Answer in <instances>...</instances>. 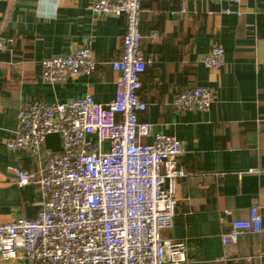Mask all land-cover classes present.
Here are the masks:
<instances>
[{"label":"crops","instance_id":"obj_1","mask_svg":"<svg viewBox=\"0 0 264 264\" xmlns=\"http://www.w3.org/2000/svg\"><path fill=\"white\" fill-rule=\"evenodd\" d=\"M142 5L146 70L139 96L147 110L138 118L152 125L153 135L175 137L185 150L178 159L186 175L176 187L174 227L163 238L186 243L185 264H264V0L241 5L142 0ZM125 30L124 18L95 14L90 0H0V39L13 40L0 52V224L36 217L42 201L39 187L20 188L9 168L39 172L50 153L63 149L56 135L47 137L36 156L8 148L20 104L55 105L85 96L111 103L117 78L111 63L122 57ZM216 46L225 50V64L207 68L203 59ZM81 47L90 48L97 62L91 75L41 81V61ZM200 86L213 90L212 107L178 112L175 99ZM153 135L141 142L152 144ZM255 205L262 232L241 235L233 258L226 259L222 235L232 220L247 219Z\"/></svg>","mask_w":264,"mask_h":264},{"label":"built area","instance_id":"obj_2","mask_svg":"<svg viewBox=\"0 0 264 264\" xmlns=\"http://www.w3.org/2000/svg\"><path fill=\"white\" fill-rule=\"evenodd\" d=\"M90 1L95 14L126 22L122 57L111 63L117 74L115 99L107 105L92 96L55 105L20 104L16 136L8 148L28 149L36 156L47 137L56 135L63 149L50 153L39 172L9 168L20 188L38 186L42 201L36 217L0 224V264H185L186 243L163 238L174 227L176 187L186 175L178 163L184 146L175 137L153 135L152 125L138 118L147 110L139 96L146 70L141 54L142 0ZM213 1L241 5L243 0ZM12 44L11 39H0V52ZM203 64L223 67L225 50L213 47ZM96 67L91 49L81 47L41 61L40 79L56 84L89 76ZM213 103V90L200 86L185 89L173 106L178 112H206ZM151 135L152 144L141 142ZM262 230L257 205L247 219L232 220L222 235L225 258H233L231 250L241 235Z\"/></svg>","mask_w":264,"mask_h":264}]
</instances>
